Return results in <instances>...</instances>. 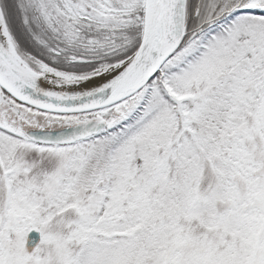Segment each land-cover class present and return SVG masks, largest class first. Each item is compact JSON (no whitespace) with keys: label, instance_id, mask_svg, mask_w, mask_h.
Here are the masks:
<instances>
[{"label":"snow or ice","instance_id":"6c2138e0","mask_svg":"<svg viewBox=\"0 0 264 264\" xmlns=\"http://www.w3.org/2000/svg\"><path fill=\"white\" fill-rule=\"evenodd\" d=\"M0 264H264V0H0Z\"/></svg>","mask_w":264,"mask_h":264},{"label":"water","instance_id":"95a60500","mask_svg":"<svg viewBox=\"0 0 264 264\" xmlns=\"http://www.w3.org/2000/svg\"><path fill=\"white\" fill-rule=\"evenodd\" d=\"M29 241H33V242H38V239H39V237H38V234H36V233H31V234H29ZM31 246L32 245H29L28 246V250L30 251L31 250Z\"/></svg>","mask_w":264,"mask_h":264}]
</instances>
